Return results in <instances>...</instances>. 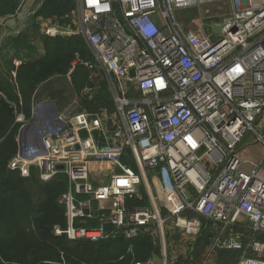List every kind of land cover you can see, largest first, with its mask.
Wrapping results in <instances>:
<instances>
[{
	"label": "built area",
	"instance_id": "obj_1",
	"mask_svg": "<svg viewBox=\"0 0 264 264\" xmlns=\"http://www.w3.org/2000/svg\"><path fill=\"white\" fill-rule=\"evenodd\" d=\"M76 1L79 28L71 34L84 36L112 77L116 111L55 113L40 144L28 141L9 162L25 177L36 169L44 182L66 176L59 201L67 224L55 233L93 242L121 234L131 251L133 240L151 232L165 251L169 231L190 241L185 264H208L220 250L239 252L237 264H264V153L254 162L241 151L249 137L264 151V0ZM216 2L224 14L208 8ZM188 9L198 10L197 19L180 21L177 12ZM4 29L1 20L0 47ZM47 33L64 30L51 25ZM78 62L93 67L76 59L71 70ZM24 120L17 117L20 129ZM94 165L104 168L95 175ZM158 167L178 197L164 202L165 213L163 190L146 177ZM142 185L151 207L130 208ZM95 217L99 227L84 225ZM207 227L214 234L196 262L194 242Z\"/></svg>",
	"mask_w": 264,
	"mask_h": 264
},
{
	"label": "trees",
	"instance_id": "obj_2",
	"mask_svg": "<svg viewBox=\"0 0 264 264\" xmlns=\"http://www.w3.org/2000/svg\"><path fill=\"white\" fill-rule=\"evenodd\" d=\"M22 0H0V18L14 13ZM74 0H46L36 16H73ZM19 47H32L18 36ZM49 47L46 54L23 62L17 69L18 85L0 72V264H131L145 262L155 245L150 236L141 235L130 242L121 234L109 236L99 242L86 239L70 240L55 233L56 225L65 227V207L59 201L67 190L68 180L63 173L51 181H41L34 169L30 177L22 176L9 168L17 153L21 123L17 117L31 115L32 104L41 101L45 94H56L54 78L67 73L76 52L88 58V49L80 38L45 37ZM22 43V45H20ZM1 65V63H0ZM88 69L80 67L74 76V85L81 92L88 82ZM54 89V91H53ZM56 90V91H55ZM82 96V95H81ZM82 107L88 109V96H82ZM90 228L99 227L98 217L84 223ZM206 231L200 240L199 254L209 242ZM222 264H234L239 252L220 250L215 255Z\"/></svg>",
	"mask_w": 264,
	"mask_h": 264
},
{
	"label": "crops",
	"instance_id": "obj_3",
	"mask_svg": "<svg viewBox=\"0 0 264 264\" xmlns=\"http://www.w3.org/2000/svg\"><path fill=\"white\" fill-rule=\"evenodd\" d=\"M45 1L46 0H41L37 5H34L35 0H22V2L14 13L6 17L0 18V21L2 20L5 24V34L3 35L2 45L0 47V63L3 60L1 66H11L18 69L23 62L44 56L49 48L44 42V38L47 36L51 39L59 37H76L83 40L88 49V58H84L80 56L78 52H76V59H79L83 62L92 63L93 67L88 66V64L78 62L74 69L71 70L72 63L76 60L74 59L65 75L54 78L55 81L53 82V87L57 90H55V96L49 93L45 94V98L43 100L35 101L32 104V112L29 118H26L24 114L21 115L23 119H25V125L32 123V126L27 129L24 135V143L22 147H24L26 143L30 140L38 142L41 136L45 133V131L50 130L56 126V124L53 123V121H56L55 113L67 114L69 112H74L77 109L76 107H73L66 110H60L56 107V97L61 98L63 94V91L59 89L63 88L64 86H69V88L71 87V89L76 92L77 97L79 98V107L82 108L81 111L93 112L103 110L105 108L108 109L109 113L111 114L114 113L113 111H116V104L113 98L114 84L112 83V77L108 76L107 73L100 69V67L95 63L93 52L91 51L88 42L86 41L84 36L81 35V33L71 34V32L77 31L79 28V13L77 1L74 0L76 8L75 12L73 13V16L66 15L61 19H57L56 17L36 16L37 11L44 4ZM16 13L17 15L13 17V15ZM51 25H56L63 29L64 34H48L47 29ZM17 31H19V33H16ZM18 36H20L21 39L24 40L23 42L30 45L32 49L28 50V48L19 47L15 40ZM20 45H22V43ZM80 67H85L88 69V82L89 80L91 81V84L84 86L81 92H79L74 85V76ZM88 87H92L89 93L86 92V89H88ZM71 93L72 91L70 92V94ZM81 95H85L86 97L88 96V109L82 107L83 98ZM116 120H119L118 115H116ZM109 125L110 127L114 128L112 121H109ZM95 134L98 135L102 133L98 131ZM98 138L100 140H103L102 136H98ZM251 139L252 137H249L243 141V144L241 146L242 157L244 159L258 162L260 161L263 155H261V157H258L255 156L254 153H252L251 148L253 145H251ZM19 147L22 148L20 145ZM128 162L135 170H139L132 159H128ZM102 168L104 167L101 165H94V174L97 175V173H99ZM162 170V167L150 169L146 172V177L149 184L154 190L157 188L159 189V191L160 189L163 190L164 196L159 194L158 206L162 209L161 212L165 213L167 210L165 209L164 202L174 201L178 197L176 194L170 192L172 185L171 180L169 178L167 170ZM128 205L130 208L143 206L151 207L150 195L148 194L145 185H142L140 197H133L129 199ZM212 228L207 227V229H205L203 234L201 235L203 236L206 231L210 232L209 242L207 243L204 252H206V249L210 243L211 236L214 234V232L211 231ZM166 234L167 238L165 251L162 248L161 241L159 240L157 235H152L151 232L142 234L150 236L155 245V250L152 252V254L147 260L153 258L156 260L157 264H161L165 256L167 257L169 264H185L184 251L190 246V241L188 239H183V237H181L179 234H171V232L169 231H166ZM201 236L196 239V242H194L196 252L195 256L197 259L196 262L201 260L204 255L203 253H198L200 250L199 244ZM238 259L234 260L233 263L237 264ZM208 264L222 263L216 258V256H214Z\"/></svg>",
	"mask_w": 264,
	"mask_h": 264
},
{
	"label": "rangeland",
	"instance_id": "obj_4",
	"mask_svg": "<svg viewBox=\"0 0 264 264\" xmlns=\"http://www.w3.org/2000/svg\"><path fill=\"white\" fill-rule=\"evenodd\" d=\"M223 5L225 6V4H223L221 2H216L214 4L209 5L208 8H210V10L212 12L218 13L221 15V14H224L226 12L225 9L220 8ZM205 8H207V7H205ZM215 8H217L218 10H216ZM214 9H215V11H214ZM177 17L182 22L187 21V20H195L198 17V10L197 9L179 10L177 12ZM16 33H19V31H17ZM2 63H3V60L1 62V64ZM0 72H2L3 75H6V77L10 79V81L14 84L17 91H19V89H21L20 86L18 85L19 83L17 80V69L16 68L11 67V66L6 67L5 65H3V66L0 65ZM59 90H62L63 94L57 93V94H62L61 98L56 97L55 103H56L57 108H59L60 110H66L69 108L76 107L77 109L75 111L79 112L82 110V108L79 107V98L77 97L76 92L73 89H71V87L69 88V86H64L63 88H61ZM71 91H72V93L70 94ZM251 142H253V143H251V144H253V146L251 148L252 153H254L255 156L261 157V155H263V153H264L261 144H256L255 139L253 137L251 139Z\"/></svg>",
	"mask_w": 264,
	"mask_h": 264
},
{
	"label": "water",
	"instance_id": "obj_5",
	"mask_svg": "<svg viewBox=\"0 0 264 264\" xmlns=\"http://www.w3.org/2000/svg\"><path fill=\"white\" fill-rule=\"evenodd\" d=\"M41 0H35L34 2V5H37ZM213 30L217 33H221V26H218V25H214L213 26ZM32 126V123L28 124V125H25L24 127H22L19 131V134H18V142H19V145L22 147L23 143H24V135L27 131V129L29 127ZM32 142L35 144V145H38L40 144V141H33ZM38 143V144H37ZM61 168V167H60ZM112 231V225L110 223H106L104 225V232L106 235H109Z\"/></svg>",
	"mask_w": 264,
	"mask_h": 264
}]
</instances>
